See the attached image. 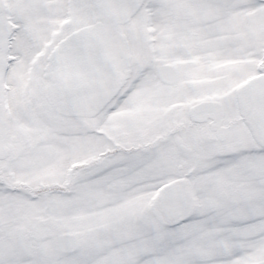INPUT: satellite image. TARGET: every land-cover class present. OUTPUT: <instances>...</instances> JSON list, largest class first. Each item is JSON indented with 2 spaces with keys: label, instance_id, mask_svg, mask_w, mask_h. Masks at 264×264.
Returning <instances> with one entry per match:
<instances>
[{
  "label": "snow or ice",
  "instance_id": "1",
  "mask_svg": "<svg viewBox=\"0 0 264 264\" xmlns=\"http://www.w3.org/2000/svg\"><path fill=\"white\" fill-rule=\"evenodd\" d=\"M0 264H264V0H0Z\"/></svg>",
  "mask_w": 264,
  "mask_h": 264
}]
</instances>
